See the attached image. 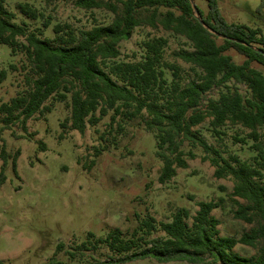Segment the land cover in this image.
Segmentation results:
<instances>
[{
	"label": "trees",
	"instance_id": "obj_1",
	"mask_svg": "<svg viewBox=\"0 0 264 264\" xmlns=\"http://www.w3.org/2000/svg\"><path fill=\"white\" fill-rule=\"evenodd\" d=\"M204 1L206 12L195 4L201 23L190 0H75L80 10H103L113 16L107 25L76 29L70 23L52 26V17L36 3L19 2L14 12L6 0H0V46L21 57L20 67L11 64L8 70L0 69V84L10 72L23 74V89L0 106V143L5 130L19 125L26 131L30 119L49 113L52 106L46 103L50 100L70 102L71 115L61 126L65 129L70 123L79 133L85 132L87 124L96 127L110 112V129L118 118L123 122L140 119L156 139L161 184L176 177L178 169H187V160L196 158L193 149L199 148L202 160L214 168L215 178L233 183L234 219L251 225L239 238L222 237L220 221L212 212L224 199L199 202L195 215L177 209L169 222L158 226L148 216L129 237L119 228L111 229L105 238L89 233L84 243L67 250L79 264L147 259L160 264H264V36L258 29L228 23L218 0ZM259 10H264V0ZM142 27L162 28L185 38L192 50L173 56L192 66L195 78L168 59L165 37L145 39L131 61L119 60V45ZM50 28L52 37H47ZM230 51L242 56L243 62L236 63ZM214 91L215 96L210 94ZM208 120L212 136L220 141L225 127L247 130L245 138L235 140L251 155L225 156L209 145L200 129L195 130ZM0 156L4 163L1 185L11 156L4 148ZM19 156L17 152L11 158L16 174ZM157 231L164 237H153ZM238 245L253 248L256 254L244 257L235 252ZM64 248L59 244L57 250ZM101 248L125 256L102 262L94 256Z\"/></svg>",
	"mask_w": 264,
	"mask_h": 264
},
{
	"label": "rangeland",
	"instance_id": "obj_2",
	"mask_svg": "<svg viewBox=\"0 0 264 264\" xmlns=\"http://www.w3.org/2000/svg\"><path fill=\"white\" fill-rule=\"evenodd\" d=\"M26 1L44 9L52 17V26L58 22L89 29L107 25L113 18L103 10H80L74 5L75 0H6V5L15 12L17 3ZM193 2L207 11L204 0ZM260 3L261 0H218L220 13L228 23L258 29L264 36V10L259 12ZM45 35L52 37L51 28ZM153 37L167 38L168 59L183 67L186 76L195 78L192 66L173 56L182 50L191 51V44L162 28H137L129 41L119 45V60L131 61L141 42ZM228 54L236 63L244 60L234 51ZM20 60V56H12L8 46H0V69L8 70L11 64L20 67ZM22 89V72H10L0 84V106ZM69 103L50 100L46 105H51L52 110L30 119L26 131L16 125L2 133L0 153L4 148L11 158L17 152L20 156L16 161L17 174L13 160L7 159L5 181L0 185V264H79L70 259L67 250L84 243L89 233L105 238L111 229L119 228L129 237L148 216L158 226L169 222L177 209H188L193 216L199 202H218L221 198V207L212 212L220 221V236L239 238L251 229V225L233 217L236 206L230 197L232 181L215 178L214 168L202 160L201 149H193L196 158L187 160V169H178L176 177L161 184L162 162L156 156V139L145 130L142 120L123 122L118 118L110 129V112L96 127L87 124L85 132L79 133L71 129L70 123L65 129L61 126L71 115ZM208 123L209 120L195 130L200 129L209 145L224 151L225 156L251 155L235 140L245 138L247 130L225 127L220 141L212 136ZM103 134L104 140L100 141ZM97 149L102 150L95 157ZM3 164L0 156V173ZM153 237H164V233L157 231ZM59 244L65 246L64 251L58 252ZM235 252L244 257L256 254L255 249L242 245ZM94 256L105 262L125 255L101 248ZM127 264L160 263L147 259Z\"/></svg>",
	"mask_w": 264,
	"mask_h": 264
},
{
	"label": "water",
	"instance_id": "obj_3",
	"mask_svg": "<svg viewBox=\"0 0 264 264\" xmlns=\"http://www.w3.org/2000/svg\"><path fill=\"white\" fill-rule=\"evenodd\" d=\"M190 2H191V4H192V6H193V9H194V12H195L196 17H197V18L199 19V21L202 23V21H201V19H200V15H199V13H198V10H197V8H196V5L194 4L193 0H190Z\"/></svg>",
	"mask_w": 264,
	"mask_h": 264
}]
</instances>
